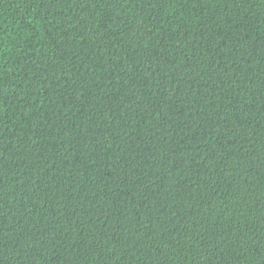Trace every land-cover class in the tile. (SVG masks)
<instances>
[{
  "label": "trees",
  "instance_id": "1",
  "mask_svg": "<svg viewBox=\"0 0 264 264\" xmlns=\"http://www.w3.org/2000/svg\"><path fill=\"white\" fill-rule=\"evenodd\" d=\"M0 264H264V0H0Z\"/></svg>",
  "mask_w": 264,
  "mask_h": 264
}]
</instances>
